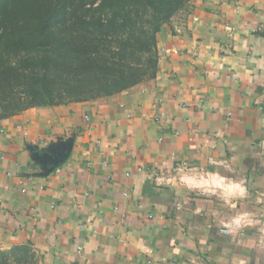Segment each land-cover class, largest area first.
Listing matches in <instances>:
<instances>
[{
    "label": "crops",
    "instance_id": "obj_1",
    "mask_svg": "<svg viewBox=\"0 0 264 264\" xmlns=\"http://www.w3.org/2000/svg\"><path fill=\"white\" fill-rule=\"evenodd\" d=\"M157 37L154 78L0 120L17 262L264 264V0H190Z\"/></svg>",
    "mask_w": 264,
    "mask_h": 264
},
{
    "label": "trees",
    "instance_id": "obj_2",
    "mask_svg": "<svg viewBox=\"0 0 264 264\" xmlns=\"http://www.w3.org/2000/svg\"><path fill=\"white\" fill-rule=\"evenodd\" d=\"M190 0H0V120L157 75L158 33ZM24 248L0 250L21 264Z\"/></svg>",
    "mask_w": 264,
    "mask_h": 264
},
{
    "label": "built area",
    "instance_id": "obj_3",
    "mask_svg": "<svg viewBox=\"0 0 264 264\" xmlns=\"http://www.w3.org/2000/svg\"><path fill=\"white\" fill-rule=\"evenodd\" d=\"M181 167L192 168L191 166L188 165V162H186V161H184L182 164H179L177 169H179Z\"/></svg>",
    "mask_w": 264,
    "mask_h": 264
}]
</instances>
